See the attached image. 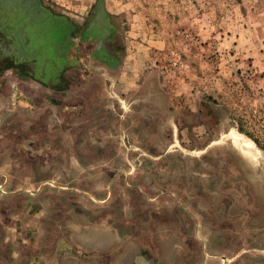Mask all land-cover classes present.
I'll list each match as a JSON object with an SVG mask.
<instances>
[{"label":"rangeland","instance_id":"rangeland-1","mask_svg":"<svg viewBox=\"0 0 264 264\" xmlns=\"http://www.w3.org/2000/svg\"><path fill=\"white\" fill-rule=\"evenodd\" d=\"M98 1L0 41V264H264V0Z\"/></svg>","mask_w":264,"mask_h":264},{"label":"flooded vegetation","instance_id":"flooded-vegetation-1","mask_svg":"<svg viewBox=\"0 0 264 264\" xmlns=\"http://www.w3.org/2000/svg\"><path fill=\"white\" fill-rule=\"evenodd\" d=\"M53 25L40 0H0V41L7 51L36 55L33 45L51 43Z\"/></svg>","mask_w":264,"mask_h":264},{"label":"water","instance_id":"water-1","mask_svg":"<svg viewBox=\"0 0 264 264\" xmlns=\"http://www.w3.org/2000/svg\"><path fill=\"white\" fill-rule=\"evenodd\" d=\"M101 19V23L103 24L104 22V18H105V12H104V2L103 0H99L98 1V4H97V9H96V15H95V18H94V21L92 22L91 25H96V20L97 19Z\"/></svg>","mask_w":264,"mask_h":264},{"label":"bare ground","instance_id":"bare-ground-1","mask_svg":"<svg viewBox=\"0 0 264 264\" xmlns=\"http://www.w3.org/2000/svg\"><path fill=\"white\" fill-rule=\"evenodd\" d=\"M101 21H102V20H101L100 18L97 19V20H96V24H97L98 26L102 25Z\"/></svg>","mask_w":264,"mask_h":264}]
</instances>
